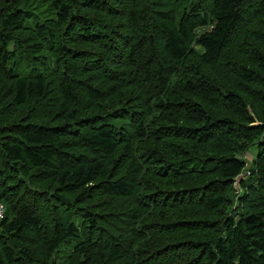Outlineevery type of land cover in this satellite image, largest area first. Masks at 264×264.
I'll return each mask as SVG.
<instances>
[{"label":"trees","instance_id":"obj_1","mask_svg":"<svg viewBox=\"0 0 264 264\" xmlns=\"http://www.w3.org/2000/svg\"><path fill=\"white\" fill-rule=\"evenodd\" d=\"M263 48L264 0H0V264H264Z\"/></svg>","mask_w":264,"mask_h":264},{"label":"rangeland","instance_id":"obj_2","mask_svg":"<svg viewBox=\"0 0 264 264\" xmlns=\"http://www.w3.org/2000/svg\"><path fill=\"white\" fill-rule=\"evenodd\" d=\"M247 28V34H243L242 36L238 35L236 37H233L231 39V47L228 48L227 50L223 51V59L220 62L222 65V69L227 72L230 66H232L234 63H236L238 66L242 67H247L253 70L257 76H261L260 72L258 71V57L256 54L253 52L252 48H249L248 46L251 44L252 38L251 35H253L256 31H262L261 24L259 23H252L249 27ZM243 33V32H242ZM241 33V34H242ZM264 50V48H263ZM231 76L228 74V78L230 79ZM235 81L239 82V78L234 77ZM231 80V79H230ZM249 101L252 99L248 98ZM220 115H225L224 113H219ZM257 144L252 145L248 148V150H245L243 153L240 154V157L244 158L248 162H251V160H254V158L257 156ZM213 177H208L202 182H206L208 180H211ZM163 189L169 190L168 189V184H165V180L160 181ZM47 186V185H46ZM170 186V185H169ZM214 216L212 219L219 218L220 214L218 211L215 213H212ZM170 236V235H169ZM171 240L175 238L174 236H170ZM65 259H62L60 256H58V262L63 263Z\"/></svg>","mask_w":264,"mask_h":264},{"label":"water","instance_id":"obj_3","mask_svg":"<svg viewBox=\"0 0 264 264\" xmlns=\"http://www.w3.org/2000/svg\"><path fill=\"white\" fill-rule=\"evenodd\" d=\"M241 159L246 163V167L243 170L242 174H240L236 179H235V184L234 187L235 189L240 192L241 191V182L244 180H247L250 177V170L251 167L253 166V161L251 160V162H248L247 160H245L244 158L241 157Z\"/></svg>","mask_w":264,"mask_h":264},{"label":"built area","instance_id":"obj_4","mask_svg":"<svg viewBox=\"0 0 264 264\" xmlns=\"http://www.w3.org/2000/svg\"><path fill=\"white\" fill-rule=\"evenodd\" d=\"M5 215V207L0 204V220L4 218Z\"/></svg>","mask_w":264,"mask_h":264}]
</instances>
